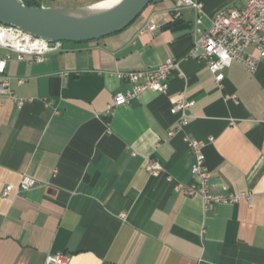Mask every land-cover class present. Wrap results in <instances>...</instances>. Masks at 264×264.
Instances as JSON below:
<instances>
[{
  "label": "crops",
  "instance_id": "crops-1",
  "mask_svg": "<svg viewBox=\"0 0 264 264\" xmlns=\"http://www.w3.org/2000/svg\"><path fill=\"white\" fill-rule=\"evenodd\" d=\"M192 1L202 8L181 7L176 18L179 0H154L123 31L66 43L42 63L0 49L25 101L0 93V264H45L54 253L70 264H264V60L254 73L232 63L219 88L204 62L186 56L217 11L246 0ZM150 24L159 30L141 34ZM168 59L184 77L173 74L167 93L145 92L106 115L130 88L111 73ZM182 98L195 101L186 124L172 113ZM188 140L206 142L210 192L250 193L252 204L207 211L201 197L176 191L177 182L200 184ZM150 162L162 171L148 173ZM24 174L38 185L3 198Z\"/></svg>",
  "mask_w": 264,
  "mask_h": 264
},
{
  "label": "built area",
  "instance_id": "built-area-1",
  "mask_svg": "<svg viewBox=\"0 0 264 264\" xmlns=\"http://www.w3.org/2000/svg\"><path fill=\"white\" fill-rule=\"evenodd\" d=\"M20 3L25 5L22 0ZM184 6H192L199 10L202 8L199 3L192 0H179L176 18L180 17V8ZM197 23L201 24L202 19L199 18ZM158 30V25L150 24L141 31V34L154 33ZM65 45L63 41H49L25 33L14 26L0 24V49L14 53L19 61L29 59L32 63H42L46 55L65 51ZM186 57L204 62L214 75L219 88H222L225 70L234 62L243 64L248 71L254 73L264 60V0H246V5L242 9L227 6L217 11L211 26L199 35ZM11 58V54L0 58V93L22 107L25 101L11 89V78L6 74L7 63ZM180 64L181 62L176 59H168L152 69L111 73L118 80L130 84V88L116 94L113 103L108 106L106 115L111 114L116 107L128 106L132 100L139 99L145 92L167 93L169 79L173 74L179 78L184 77ZM194 105L195 101L182 98L173 105L172 113L182 115V123L186 124L184 119L186 112ZM187 142L195 156L192 174L199 179L200 184L195 186L177 182L176 191L184 192L189 197H201L207 211L213 210L216 205L239 203L243 199L252 204L254 197L250 193L230 196L212 194L210 192L211 174L206 166L203 152L206 142L200 140ZM146 170L148 173L156 174L162 171V166L159 163L150 162ZM37 185L36 178L24 174L17 188L13 185L7 186L2 192V197L7 199L15 190L28 191ZM125 216L122 215V217ZM70 263L71 257L65 253L49 254L45 262V264Z\"/></svg>",
  "mask_w": 264,
  "mask_h": 264
},
{
  "label": "water",
  "instance_id": "water-1",
  "mask_svg": "<svg viewBox=\"0 0 264 264\" xmlns=\"http://www.w3.org/2000/svg\"><path fill=\"white\" fill-rule=\"evenodd\" d=\"M27 1V0H22ZM108 0L98 1L90 7ZM154 0H121L107 13L87 20L53 17L45 8L29 7L20 0H0V24L49 41L84 43L119 33L129 27ZM84 8H77L82 10ZM70 10V9H67Z\"/></svg>",
  "mask_w": 264,
  "mask_h": 264
},
{
  "label": "bare ground",
  "instance_id": "bare-ground-1",
  "mask_svg": "<svg viewBox=\"0 0 264 264\" xmlns=\"http://www.w3.org/2000/svg\"><path fill=\"white\" fill-rule=\"evenodd\" d=\"M120 1L121 0H108L90 7L92 5L91 4L88 6L80 7V8H84L82 10H76L77 8H72L70 10L45 8L44 12L48 15L64 20H72V21L87 20L107 13L108 11L113 9L116 5H118Z\"/></svg>",
  "mask_w": 264,
  "mask_h": 264
},
{
  "label": "rangeland",
  "instance_id": "rangeland-1",
  "mask_svg": "<svg viewBox=\"0 0 264 264\" xmlns=\"http://www.w3.org/2000/svg\"><path fill=\"white\" fill-rule=\"evenodd\" d=\"M41 4H42V0H41ZM25 5H26V1H25ZM42 5H44L45 8L68 9V8H65V7H68L67 5H62L61 2H58V1H55V0H45L44 4H42ZM69 9H72V8H69ZM65 43H69V42H65Z\"/></svg>",
  "mask_w": 264,
  "mask_h": 264
},
{
  "label": "trees",
  "instance_id": "trees-1",
  "mask_svg": "<svg viewBox=\"0 0 264 264\" xmlns=\"http://www.w3.org/2000/svg\"><path fill=\"white\" fill-rule=\"evenodd\" d=\"M98 1H101V0H98ZM26 5L29 7H38V8L43 7V5L39 3L37 0H27Z\"/></svg>",
  "mask_w": 264,
  "mask_h": 264
}]
</instances>
